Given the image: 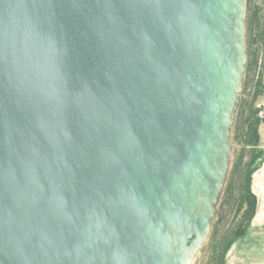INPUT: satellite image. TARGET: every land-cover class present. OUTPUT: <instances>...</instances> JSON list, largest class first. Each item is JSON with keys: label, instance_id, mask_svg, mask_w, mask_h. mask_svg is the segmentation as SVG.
<instances>
[{"label": "water", "instance_id": "water-1", "mask_svg": "<svg viewBox=\"0 0 264 264\" xmlns=\"http://www.w3.org/2000/svg\"><path fill=\"white\" fill-rule=\"evenodd\" d=\"M246 1L0 0V264H193Z\"/></svg>", "mask_w": 264, "mask_h": 264}, {"label": "rangeland", "instance_id": "rangeland-1", "mask_svg": "<svg viewBox=\"0 0 264 264\" xmlns=\"http://www.w3.org/2000/svg\"><path fill=\"white\" fill-rule=\"evenodd\" d=\"M247 18L249 20L250 19L253 20V22H251L250 20L251 31H252V49H251V53L253 57L252 66H251L250 71L248 72L245 71V76H244V81L245 80L246 82L248 81V84H249L248 89H247L249 90L248 91L249 95H248V92L246 93V95H243V93L239 95L240 101H239V105L236 110L235 122H237V120L240 119L239 115L242 118L243 117L249 118V115H251L250 112L254 108H257L258 104L264 101V94H260L255 98L254 101L252 100V94L254 92L252 85L256 81H260L261 84H264V40H262V36H260V30L263 29L264 27V0H247L246 1V10H245L246 32H247V26H248ZM246 40H247V34H246ZM246 51H247V45H246ZM246 57H247V52H246ZM247 61H248V58H247ZM249 86H251V88ZM242 90H243V87H242ZM263 90L264 89H261L260 92H263ZM244 97L248 101L247 105L249 107H247L246 105H244L243 107V105L241 104ZM257 118L260 120V122L258 123L256 127V132H255L257 136L256 143H251L248 145H243L242 143H239L237 145V143L233 141V135L235 134V132L232 131V142H231L232 144L231 156L232 157L230 158L229 170L232 168L234 150H236L237 152L240 151L239 153L240 157L238 155L236 159L237 164H238V168L236 167L237 170L246 171L249 168L250 170H253V174H254L262 166L264 162V121L259 117V111L257 113ZM239 125H241L244 128V134H247V132H249V126H248V123H246V121L240 122ZM234 126H235V123H234ZM233 130H234V127H233ZM242 147L244 148V150H241ZM252 176H251V180H252ZM241 183H242V178H240L237 184L240 185ZM243 185H244L243 183L240 185L238 192L241 193V191H243V188H242ZM230 189H231L233 197L225 200L223 197L224 194L222 193L220 201L217 205L215 218L211 225L210 231L216 232L215 239H214V246L215 245L217 246V244L220 241L225 243L227 241V238H231L233 236V233L237 230L236 228H238V224L240 222L244 224L243 213H244V209L246 205L243 203L240 204L238 201L234 200L236 198L235 196L237 195L236 194L237 192L236 190L234 191L233 185L230 187ZM250 190L252 192L251 183H250ZM255 214H256V210H255ZM210 244L211 242L208 237L207 242L205 243V245L202 247V249L196 256L193 264H214V255L217 254L218 249L215 250V248H212Z\"/></svg>", "mask_w": 264, "mask_h": 264}, {"label": "trees", "instance_id": "trees-1", "mask_svg": "<svg viewBox=\"0 0 264 264\" xmlns=\"http://www.w3.org/2000/svg\"><path fill=\"white\" fill-rule=\"evenodd\" d=\"M250 18V16H249ZM251 22H253L252 19H250ZM250 20L247 18V40H246V45H247V64H246V71H250L251 66H252V53H251V49H252V31H251V23ZM260 36H262V40H264V27L263 29L260 30ZM258 40V39H257ZM248 81L246 82V80L244 81L243 84V90L242 93L243 95H246V93L249 91L248 89ZM253 94H252V100L254 101L255 98L260 95V94H264V90L263 92H260L261 89H264V84H261L260 81H256L253 85ZM251 88V86H249ZM263 87V88H261ZM260 89V90H259ZM249 95V92H248ZM246 97V96H245ZM242 100V105L244 107V105H246L247 107H249L247 105L248 101L245 99ZM251 97V96H250ZM251 115H249V118H242L239 115V120H237V122H235V126H234V132L235 134L233 135V141H235L237 143V145L239 143H242L243 145H248L251 143H256L257 141V136L255 134L256 132V127L258 125V123L260 122V120L257 118V113H258V109L254 108L251 112ZM246 121V123H248L249 126V132H247V134H244V128L239 125L240 122H244ZM233 132V133H234ZM241 150H244V148L242 147ZM240 151H236L234 150V155H233V164H232V168L229 170V174L227 176V180L224 186V190H223V197L224 199H228V198H232V192L230 187L233 185V189L234 191L236 190V198L234 200L238 201L240 204L243 203L245 204V209H244V213H243V219H244V224L242 222H240L238 224V228H236L237 230L233 233V236L231 238H227V241L224 243L222 241H220L217 246H214V239H215V234L216 232H211L210 236H209V240L211 242V247L218 249V252L216 255H214V264H224V259L225 256L228 252V250L230 249L231 245L234 243L235 240L243 237L245 235V232L247 230V228L250 226L251 221L254 218L255 215V210H256V206H257V200L256 197L253 195V193L250 190V183H251V176L253 174V170H250L249 168L246 171H242V170H237L238 168V164H237V157L239 155ZM232 157V156H231ZM240 157V155H239ZM237 167V168H236ZM240 178H242V183L244 184L242 186L243 191L238 192L240 185L237 184V182L240 180ZM234 179V180H233ZM237 184V185H236ZM229 189V190H228ZM234 193V192H233ZM235 201V202H236ZM234 202V203H235Z\"/></svg>", "mask_w": 264, "mask_h": 264}, {"label": "crops", "instance_id": "crops-1", "mask_svg": "<svg viewBox=\"0 0 264 264\" xmlns=\"http://www.w3.org/2000/svg\"><path fill=\"white\" fill-rule=\"evenodd\" d=\"M251 189L257 198L256 214L246 234L231 245L224 264H264V162L252 176Z\"/></svg>", "mask_w": 264, "mask_h": 264}, {"label": "built area", "instance_id": "built-area-1", "mask_svg": "<svg viewBox=\"0 0 264 264\" xmlns=\"http://www.w3.org/2000/svg\"><path fill=\"white\" fill-rule=\"evenodd\" d=\"M257 109L259 111V117L264 121V101L258 104Z\"/></svg>", "mask_w": 264, "mask_h": 264}]
</instances>
